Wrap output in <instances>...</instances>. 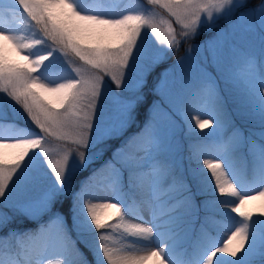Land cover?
Instances as JSON below:
<instances>
[{
	"label": "rangeland",
	"instance_id": "1",
	"mask_svg": "<svg viewBox=\"0 0 264 264\" xmlns=\"http://www.w3.org/2000/svg\"><path fill=\"white\" fill-rule=\"evenodd\" d=\"M9 2L13 3V0ZM73 2L84 14H100L105 18H121L126 14L144 15L159 32L158 36L151 27L142 29L137 48L128 68L124 70L125 78L120 88L110 75L92 69L70 50L65 54V51L51 40H48L50 43L45 46L42 43L33 45L24 53H18L11 42L0 38V47L4 52L19 61L26 62L24 55L35 58L36 55H47L51 52L49 60L45 61L37 73L45 83L54 86L56 83H66L81 77L87 79L93 75L102 78L87 146L89 148L109 136H120L128 132L127 128L136 118L134 103L139 97L137 89L142 82L147 81L148 70L154 64L168 60L166 51L168 52L178 39L175 33L176 25L173 24L177 21L162 5L148 4L147 0ZM201 2L206 3L207 0ZM244 3L245 0H232L231 5L222 12L214 13L211 21L207 15L202 14L200 25L206 30L209 29V32L213 27L216 29L203 40L181 48L182 52L168 61L162 79L172 80L170 89L167 93H161L158 85L162 79L159 80L155 89L158 97L150 107L152 118L132 135L133 138L140 134L156 117L155 143L150 152H139L143 157L140 161L143 170L133 178L135 189L130 182L129 169L121 166L120 182L116 190L111 168H107V172L99 173L84 187H79L73 182V177L79 169L90 165L93 159L89 153H85L84 160L81 161L75 151H71L65 143H73L79 137L71 130H65L63 138L42 134L41 149L29 153L13 177L5 196L0 198V212L7 213L10 217L9 223L0 228V244L3 245L0 248V256L6 261L11 259L13 264H71L76 256L82 255L81 264H91L89 257L83 256L85 253L81 244L72 240V235H75L90 246L95 264H107L100 248V233L92 221L88 220L84 198L80 196L85 189L86 202L97 204L99 201L101 205H121L123 219L117 223L118 229H104L102 232L110 237V247L121 250L122 254L128 249H133L134 254L142 255L152 248L150 245L157 244L164 252L167 260L165 264H203L212 248L228 243L235 229L246 225L249 242L244 249L235 257L229 253H218L214 264L255 263L252 262L254 256L264 252V222L250 228L249 220L232 211V208L238 205L239 197L243 195H247L243 210L264 204V196L260 195L264 192V91H261L264 85L260 84L264 80V24L260 23L261 18H264V0L252 7H244ZM26 17L22 10L0 11V30L27 43L28 28L24 22ZM226 19L228 21L224 22ZM169 25L175 37L170 46L168 40L172 39V36L168 34ZM222 34L228 36L227 55L222 63H217L208 55L206 46L211 45L215 38ZM43 41L47 42L45 39ZM179 44L180 41L176 42V45ZM205 86H211L214 98ZM38 91L46 100L55 99V94ZM197 119H209L212 123L205 129H200L196 125ZM229 129L235 130V136L245 138V152L227 155L223 153L222 148V152L211 161L221 164L228 179L237 188L238 195H219L213 181L210 184L215 192L206 195L200 192V185L197 183L199 178L192 173L193 167L186 164L183 142L191 133H207L220 137ZM38 132L39 129L32 124L20 106L0 92V135H3L0 139L12 135L11 138H31ZM151 144L152 139L148 133L136 136L137 150L149 149ZM119 149L121 148L114 149L112 159L100 160L96 165L105 164L106 161L108 164L113 162ZM20 151V148L0 144V157L6 158L9 163L14 161ZM65 155H68L69 160L61 185L57 183L51 165L61 161ZM192 155L196 156L195 153ZM131 156L130 152H122L119 158L125 157V160H128ZM102 157L104 156L100 152L94 156L95 159ZM196 157L197 160L200 159ZM250 164L252 174L243 175L241 171ZM202 167L204 162L198 165V168ZM161 170L163 177L160 175ZM72 186L78 203L72 221L75 232L70 235V230L64 233L63 213L51 210L50 206L59 192H66ZM129 197L131 199L128 202ZM173 198L174 201L171 202ZM7 205L11 209H8ZM99 211L105 221L110 220L115 213V209L111 208ZM19 212L26 213L28 218L34 219L38 225L32 229L10 228L15 225L14 216ZM198 218V240L196 244L191 245L190 237ZM133 224L152 228L153 233L145 237H133L126 231V228ZM12 231L20 234L15 241L10 243L2 239ZM49 232L61 243L60 252L57 254L46 249L47 243L40 244L39 238L43 234L49 235ZM64 239L75 250V254H69ZM234 244L235 241H232L229 247ZM145 248L147 250H144ZM9 251L12 252L11 257L8 255ZM162 259L163 257L149 256L143 264H161Z\"/></svg>",
	"mask_w": 264,
	"mask_h": 264
},
{
	"label": "snow or ice",
	"instance_id": "2",
	"mask_svg": "<svg viewBox=\"0 0 264 264\" xmlns=\"http://www.w3.org/2000/svg\"><path fill=\"white\" fill-rule=\"evenodd\" d=\"M147 2L152 5H162L166 8L175 17L182 29L185 30L183 33L185 38H188L189 35H196L202 22V14L207 15L209 21H211L213 14L222 12L231 5L232 0H207L206 3H202L201 0H147ZM0 3H2V0H0ZM56 6L68 10V20L61 21L57 18L54 11ZM11 7L14 11L22 10L37 25H41L45 37L65 51V54L70 50L80 61L91 66L92 69H98L110 75L118 88L123 84L124 70L128 68L137 48L142 29L151 27L153 32H156L159 36L156 26L144 15L126 14L121 18H105L100 14H84V11L78 10L73 0H13ZM72 18L82 23H70ZM260 23L264 24V18H261ZM168 34L172 36V39L168 40L170 46L175 39L171 25L168 26ZM0 38L11 42L18 53H24L33 45L43 43L39 39L32 43H24L15 35L8 34L4 30H0ZM85 39L94 42L84 43ZM227 40V34H222L215 38L211 45L206 46V51L214 62L222 63L224 61L227 55ZM50 56L51 52L47 55H36L35 58L24 55V60L27 62L24 66L9 64L4 57H0V92L5 93L19 105L32 124L39 129V132L31 138H11L12 135L0 139V144H7L21 149L11 163L6 158L0 157V198L5 196L13 177L29 153L41 149L42 134L63 138L62 134H66L65 130H71L79 137V139L73 141L76 148L71 151H75L81 161L84 160V149L88 146L93 114L96 110V99L100 95L102 78L93 75L87 79L81 77L71 79L66 83H56L54 86L45 83L44 79L37 73L44 66L45 61L49 60ZM171 82L172 80H169V78L162 79L158 85V90L161 93H167ZM260 84L264 85V80ZM205 87L212 92L214 98V91L211 86ZM38 90L55 94V99L46 100ZM261 91H264V87L261 88ZM156 121V117H154L153 121L140 134L136 135L141 136L148 133L152 139L149 149L137 150L135 148V136L117 151L115 161L106 166V168H111L114 173L115 190L120 182V166L129 169L130 182L135 189L133 178L143 170L140 164L143 157L139 155V152H150L152 149L155 143L154 128ZM211 123L212 121L209 119L196 120V125L200 129H205ZM122 152H131V158L121 160L119 157ZM68 160V155H65L61 161L51 165L58 184H63ZM262 163H264V157H262ZM204 166L209 170L219 195L233 197L238 195L237 188L230 182L220 163L205 160ZM160 175L163 177L162 170ZM86 195L84 189L80 196L84 198L85 208L92 224L100 233L98 236L100 248L107 264H143L149 256L163 257L161 264H165L167 260L160 248H149L145 254L137 255L134 254L133 249H128L126 253L122 254L121 250L110 247V237L104 234L102 230L113 228L114 225L103 220L99 210L115 209L117 216L123 219L121 205L118 203H105L102 205L89 203L86 202ZM260 195L264 196V192H261ZM246 201L247 195L240 196L238 205L234 206L232 211L245 220H250L252 213L243 210ZM9 221L10 217L7 213L0 212V228L5 227ZM126 231L133 237H145L153 233L152 228L143 227L141 224L130 225L126 228ZM18 235L20 234L12 231L2 239L11 243L16 240ZM61 235L63 236L62 229ZM64 241L69 254H75V250L68 245L65 239ZM232 241H235V244L229 247ZM247 241V226L236 228L228 243L222 247L212 248L207 253L203 264L205 262L206 264H214L218 253H229L232 257L237 256L244 249ZM2 247L3 245L0 244V248ZM8 255L11 257L12 252L9 251ZM0 264H13V261L11 259L6 261L0 256Z\"/></svg>",
	"mask_w": 264,
	"mask_h": 264
},
{
	"label": "trees",
	"instance_id": "3",
	"mask_svg": "<svg viewBox=\"0 0 264 264\" xmlns=\"http://www.w3.org/2000/svg\"><path fill=\"white\" fill-rule=\"evenodd\" d=\"M260 0H246V3H244L246 6H253L256 5ZM2 2H5V0H3ZM2 3H0V10L3 11L4 7H2L1 5ZM6 4V3H5ZM54 11L57 14V18L61 21H66L68 20V10L66 8L60 7V6H56L54 8ZM29 23H31V25L41 31L43 34L44 32L42 31V26L41 25H37L35 21H32L29 18ZM70 23H82L77 21L75 18H72ZM33 31V30H32ZM184 32V31H183ZM177 34L180 35V33L177 31ZM205 32H203L202 30H198L196 35L194 36L195 38L200 37V36H204ZM190 36V35H189ZM94 41L91 40H87L85 39L84 43H92ZM0 57H4L6 62L9 64H14L17 66H22L23 62L18 61L17 59L7 56L3 50L0 48ZM141 105L138 108H141L142 111L143 109H147L145 104H146V100H141V102H139ZM145 114L148 113V110L144 111ZM229 138V134L225 135L224 138H222L220 141H215L210 139L209 137H207V135L205 134H196V135H192V137H190V140L187 143L188 149H194L197 153H206L209 155V157H213L216 155V151L217 148L221 147L222 144H224L227 139ZM120 140V137H114V138H109L106 139L104 142H102V144L99 145V147L102 149L103 148H108V146H112L115 143H117ZM127 141H125L123 144H125ZM245 143H244V139H232V141L230 142V147L226 152H231L234 151L236 149H240V148H244ZM191 163L192 159H189ZM196 165V164H194ZM206 170V169H205ZM196 171V170H195ZM199 171H202V169H199ZM199 171L197 170L195 173L198 174ZM204 177H207V179H211L209 174H204ZM207 190H210V186L208 185V187H206ZM74 204L73 200H71V196L70 195H60L59 197H57V199L54 201V206L57 209H60L62 211H64L67 215V218L70 217V212L72 211V205ZM246 212H250L252 213V218L250 219V223L254 224V223H262L264 222V204L261 206H256L253 207L251 209H247L244 210ZM248 241H249V237H248ZM247 241V242H248ZM84 248H86V251H89V247L84 245ZM264 257V255H261V257Z\"/></svg>",
	"mask_w": 264,
	"mask_h": 264
},
{
	"label": "bare ground",
	"instance_id": "4",
	"mask_svg": "<svg viewBox=\"0 0 264 264\" xmlns=\"http://www.w3.org/2000/svg\"><path fill=\"white\" fill-rule=\"evenodd\" d=\"M97 204H101V202H96ZM39 241H40V244L43 242V243H47L46 245V249H49L50 251H52V253L54 254H57L58 252H60V249H61V246H60V241L58 240V238L54 235V234H50L49 232V235H45L43 234L41 238H39ZM152 246V248H158V245L157 244H154V245H150ZM148 246V247H150ZM146 247V248H148ZM144 249V250H147V249Z\"/></svg>",
	"mask_w": 264,
	"mask_h": 264
}]
</instances>
